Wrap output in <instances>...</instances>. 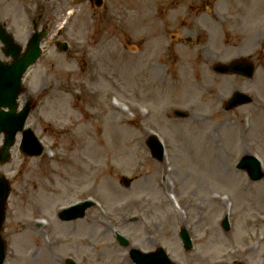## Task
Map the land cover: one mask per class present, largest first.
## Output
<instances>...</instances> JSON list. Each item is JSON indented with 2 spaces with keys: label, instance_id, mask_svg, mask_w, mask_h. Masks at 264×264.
<instances>
[{
  "label": "rangeland",
  "instance_id": "1",
  "mask_svg": "<svg viewBox=\"0 0 264 264\" xmlns=\"http://www.w3.org/2000/svg\"><path fill=\"white\" fill-rule=\"evenodd\" d=\"M18 1L0 0V21L20 43L34 19L48 29L20 97L36 103L27 126L46 152L23 155L19 134L0 165L11 182L5 264H133L116 232L131 247L163 245L177 264H264V177L236 167L247 153L264 167V0H104L103 9ZM238 57L255 62L252 78L213 70ZM234 90L253 102L224 110ZM151 133L165 144L163 160L145 143ZM87 199L96 204L83 218H59ZM183 226L192 250L181 244Z\"/></svg>",
  "mask_w": 264,
  "mask_h": 264
},
{
  "label": "water",
  "instance_id": "2",
  "mask_svg": "<svg viewBox=\"0 0 264 264\" xmlns=\"http://www.w3.org/2000/svg\"><path fill=\"white\" fill-rule=\"evenodd\" d=\"M44 34V32L35 34L28 44L27 51L23 55H20L21 47L13 42V38L10 34L0 30V38L8 45V52L14 57V61L11 64L0 62V132L4 131L6 137L5 143L0 151V162H4L10 158L9 149L14 143L17 131L23 129L25 120L30 111L31 105L27 104L21 112H17L18 102L16 99L23 90L21 77L24 71L30 64L35 62L41 53L40 41ZM215 69L221 72H241L249 77L252 76L254 72V66L251 63L239 64L236 61L229 65L218 64L215 66ZM251 100L252 98L248 94L237 91L233 94L232 98L228 100L226 109H230L238 104L250 102ZM3 107H8L9 109L5 110ZM176 114L181 116L186 115L185 112L179 110L176 111ZM23 134L24 138L21 151L30 155L41 154L42 150L33 139L31 131L29 129L23 130ZM148 144L153 154L161 158V144L152 138L148 140ZM238 167L247 168L252 179H259L263 175L258 160L253 156L243 157ZM124 180L129 183L127 178H124ZM8 192L9 184L3 176H0V264H2L5 257V242L1 236V229L5 218V201ZM89 205H91V202L86 201L64 211L61 216L66 219L83 216L85 209ZM225 226L228 227L226 223ZM181 237L184 239L185 245L189 247L190 243L187 231L182 230ZM120 239L121 243H127L126 239ZM132 253L138 264H172L163 249L157 253H143L140 251H133Z\"/></svg>",
  "mask_w": 264,
  "mask_h": 264
},
{
  "label": "bare ground",
  "instance_id": "3",
  "mask_svg": "<svg viewBox=\"0 0 264 264\" xmlns=\"http://www.w3.org/2000/svg\"><path fill=\"white\" fill-rule=\"evenodd\" d=\"M18 4H19V2L17 1V3H14V4H10V6L11 7H17L18 6ZM94 154H95V152H96V150H91ZM111 190H112V187H111ZM42 204H44V206H46V207H49L50 205H49V202L46 200V201H44ZM174 204H175V202H174ZM264 221V220H263ZM218 239V241L220 242V240H219V238H217ZM27 242H29V241H27ZM76 243H78V241L76 242ZM34 263H36V262H34ZM37 264H39V263H37ZM106 264V263H105Z\"/></svg>",
  "mask_w": 264,
  "mask_h": 264
}]
</instances>
